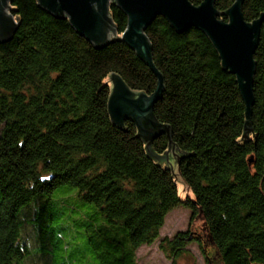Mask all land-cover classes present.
Here are the masks:
<instances>
[{"label":"trees","instance_id":"trees-1","mask_svg":"<svg viewBox=\"0 0 264 264\" xmlns=\"http://www.w3.org/2000/svg\"><path fill=\"white\" fill-rule=\"evenodd\" d=\"M233 3L214 4L225 23ZM10 10L17 27L0 44V264L32 255L42 264H136L178 207L201 216L208 263L264 264V0L241 6L245 22L262 20L248 120L236 77L203 33H177L162 17L149 24L163 80L152 109L161 131L149 139L109 117L110 76L156 91L122 40L127 17L114 3L116 36L98 49L36 0H12ZM176 177L193 197L180 198ZM192 240L177 233L167 245L177 257Z\"/></svg>","mask_w":264,"mask_h":264},{"label":"water","instance_id":"water-1","mask_svg":"<svg viewBox=\"0 0 264 264\" xmlns=\"http://www.w3.org/2000/svg\"><path fill=\"white\" fill-rule=\"evenodd\" d=\"M39 7L57 19H65L75 32L96 49L106 47L110 38L116 36L108 18L109 3H114L127 17V27L122 35L126 45L136 52L150 68L158 81L154 95L133 93L122 80L112 75L108 113L111 122L122 129L127 120H133L140 135L149 139L161 130L152 116V109L163 90L161 75L155 70L151 58V46L144 31L156 18H164L177 32L196 29L205 34L217 50L223 67L237 79L246 108L247 120L253 106V80L255 75V53L262 20L246 23L241 6L243 0H235L226 13L228 21L220 20L214 4L217 0H203L193 6L188 0H37ZM9 0H0V43L11 39L17 24L5 10ZM249 134L246 126L245 135Z\"/></svg>","mask_w":264,"mask_h":264},{"label":"rangeland","instance_id":"rangeland-1","mask_svg":"<svg viewBox=\"0 0 264 264\" xmlns=\"http://www.w3.org/2000/svg\"><path fill=\"white\" fill-rule=\"evenodd\" d=\"M11 2H12V0H9V2H7V6H9V9L5 10V12L10 16L12 15L11 10H10ZM202 2H203V0H202ZM234 2H235V0H234ZM36 3L38 5L37 0H36ZM233 5H234V3L232 4V6ZM38 7H39V5H38ZM109 7H110V5L107 6V8H109ZM39 8L43 12L48 14L49 16L53 17L51 14H49L42 7H39ZM53 18H55V17H53ZM63 20H65V19H63ZM12 21L14 22V24H16V20L12 19ZM15 30H16V28H15ZM15 30L13 31L12 36L14 35ZM110 40H112V38H110ZM0 44H4V43H0ZM153 75H154V73H153ZM110 77L107 79V83H108V87L110 89V95H111L112 83L110 81ZM154 77H155V75H154ZM155 79H156V88H157L158 81H157L156 77H155ZM130 91H132V90H130ZM132 92L135 94L139 93V92H135V91H132ZM146 97L148 98L149 96H146ZM127 122H133L135 124V122L133 120H127ZM174 172L177 175L176 171H174ZM176 184H177L178 195L180 196V198L182 200H184L187 197H193L192 194L190 192H188V190L185 188V186L183 185V182L181 181V179L179 177H176ZM202 227H203V221H202L201 216H198L197 218L192 220L191 219V212L189 210H187L183 207H178V208L172 210L165 217L163 226L159 230V236H158L157 240L152 245L142 246L137 250L136 255H135L136 264H210L206 260V256L212 257L211 256L212 254L210 252H208V255L204 254L202 250L206 249L207 246L203 245L199 241L192 240V241L186 242L183 252H181L180 255L177 257L174 256L173 252L168 247V245H169L168 242L171 241L177 233H188L189 235H192L194 233L197 234V233H201ZM30 234L31 233H29L27 237L30 238ZM21 264H42V262H41V260H39L38 257L32 255L30 258L26 259ZM211 264H221V262L217 261L213 258Z\"/></svg>","mask_w":264,"mask_h":264},{"label":"flooded vegetation","instance_id":"flooded-vegetation-1","mask_svg":"<svg viewBox=\"0 0 264 264\" xmlns=\"http://www.w3.org/2000/svg\"><path fill=\"white\" fill-rule=\"evenodd\" d=\"M191 236L193 237L194 240L200 241V238H199L198 234L194 233Z\"/></svg>","mask_w":264,"mask_h":264},{"label":"bare ground","instance_id":"bare-ground-1","mask_svg":"<svg viewBox=\"0 0 264 264\" xmlns=\"http://www.w3.org/2000/svg\"><path fill=\"white\" fill-rule=\"evenodd\" d=\"M110 4V3H109ZM108 41H110V40H108Z\"/></svg>","mask_w":264,"mask_h":264}]
</instances>
